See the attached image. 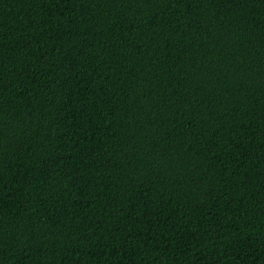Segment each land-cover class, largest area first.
Masks as SVG:
<instances>
[{
    "label": "trees",
    "instance_id": "obj_1",
    "mask_svg": "<svg viewBox=\"0 0 264 264\" xmlns=\"http://www.w3.org/2000/svg\"><path fill=\"white\" fill-rule=\"evenodd\" d=\"M0 264H264V0H0Z\"/></svg>",
    "mask_w": 264,
    "mask_h": 264
}]
</instances>
